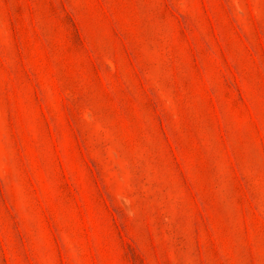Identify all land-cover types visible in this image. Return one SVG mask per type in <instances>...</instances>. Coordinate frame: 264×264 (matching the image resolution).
I'll list each match as a JSON object with an SVG mask.
<instances>
[{
    "label": "rangeland",
    "instance_id": "374dc122",
    "mask_svg": "<svg viewBox=\"0 0 264 264\" xmlns=\"http://www.w3.org/2000/svg\"><path fill=\"white\" fill-rule=\"evenodd\" d=\"M0 264H264V0H0Z\"/></svg>",
    "mask_w": 264,
    "mask_h": 264
}]
</instances>
